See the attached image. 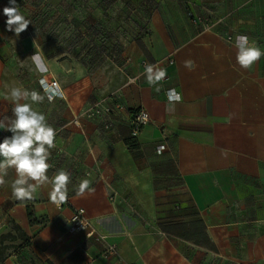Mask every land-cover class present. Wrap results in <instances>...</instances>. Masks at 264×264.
<instances>
[{
    "label": "crops",
    "instance_id": "obj_1",
    "mask_svg": "<svg viewBox=\"0 0 264 264\" xmlns=\"http://www.w3.org/2000/svg\"><path fill=\"white\" fill-rule=\"evenodd\" d=\"M109 2L137 5L144 30L122 31L123 44L104 57L105 70L93 72L81 57L50 45L19 51L17 36L6 30L9 0H0V117L12 115L14 105L5 98L11 87L44 95L33 108L57 133L48 175L71 174L68 204L59 209L50 202V185L32 200H16V174L9 169L0 187V264H264V57L243 69L226 39L245 35L264 51V0ZM189 11L220 22L199 30ZM22 53L25 62H18ZM166 58L173 64L157 92L140 61ZM186 60L194 61L192 70ZM40 79L55 80L61 96L49 102ZM170 89L182 96L171 109ZM104 97L123 106L110 129L103 118L72 125ZM139 109L149 122L131 151L124 142L131 113ZM6 136L11 133L0 130V142ZM85 178L95 192L78 197ZM77 209L105 242L68 231ZM110 244L117 252L105 258Z\"/></svg>",
    "mask_w": 264,
    "mask_h": 264
},
{
    "label": "clouds",
    "instance_id": "obj_2",
    "mask_svg": "<svg viewBox=\"0 0 264 264\" xmlns=\"http://www.w3.org/2000/svg\"><path fill=\"white\" fill-rule=\"evenodd\" d=\"M3 14L7 17L6 30L14 32L17 37L32 24L20 12L16 0H9ZM234 46L236 62L243 69H251L261 57H264V51L245 35L237 36ZM184 66L192 70L194 61L186 60ZM144 75L147 83L159 92V84L166 78L167 71L158 64H147ZM168 95L169 109L174 108L175 104L182 100V96L175 89H170ZM5 98L14 106L11 116L0 117V130L11 133V136H6L0 142V187L6 184L5 177L8 176L9 169H14L16 178L11 183V191L16 200H32L38 188L50 185L48 194L50 202L53 204L67 202L71 174L67 170H58L53 176L48 175L52 167L49 159L51 150L55 148L56 130L48 123L43 113L33 108V104L43 103L45 96L35 90L29 91L13 86L5 94ZM47 99L51 102L52 97L49 96ZM75 192L78 197H83L85 194H94L95 189L91 187V181L85 178L80 180Z\"/></svg>",
    "mask_w": 264,
    "mask_h": 264
},
{
    "label": "rangeland",
    "instance_id": "obj_3",
    "mask_svg": "<svg viewBox=\"0 0 264 264\" xmlns=\"http://www.w3.org/2000/svg\"><path fill=\"white\" fill-rule=\"evenodd\" d=\"M109 1L18 0L20 12L32 22L16 38L18 50L22 47L28 49L30 45H37L40 50L50 45L54 52L64 51L72 57H81L85 63L91 64L89 69L93 72L105 70V58L99 54L101 48L105 49L106 56L110 52L115 53V46L118 47L120 42L123 44L125 39L121 32L129 33L131 28L130 31L136 34L145 22L136 19L137 5L112 4ZM133 10L136 13L131 14ZM128 15L134 17L129 18ZM123 27L124 30L121 29ZM115 33L117 36L113 35ZM17 60L25 62V54Z\"/></svg>",
    "mask_w": 264,
    "mask_h": 264
},
{
    "label": "built area",
    "instance_id": "obj_4",
    "mask_svg": "<svg viewBox=\"0 0 264 264\" xmlns=\"http://www.w3.org/2000/svg\"><path fill=\"white\" fill-rule=\"evenodd\" d=\"M187 16L189 18V21L191 24L196 27L199 30H208L213 28L216 24L220 22L218 19H211L210 17H201L197 16L189 11L187 13ZM227 41L233 42L235 44L236 38L233 37H227ZM147 64H158L160 67L166 69L167 67L171 66L173 64V59L166 58L163 60L155 61V62H148L146 60L140 61V66L142 68V71L144 72L145 66ZM168 77L162 81H167ZM39 84L42 91L47 94V96H51L52 99L56 96H61V93L58 88V84L55 80H52L50 82H44L43 79H40ZM169 93V92H168ZM123 110V106L115 101H112L110 98L104 97L86 109H84L79 115L75 116L72 119V125L79 127V119L80 118H86V119H95V118H103L104 120V129H110L112 127V117L114 112ZM149 122V115L146 111L143 109L135 110L131 113L130 121H129V138L136 140L139 136V133H141V128ZM163 150V146H159L157 148V152L160 153V151ZM68 204V200L65 203L62 204H56L57 207L60 209L64 205ZM67 226L68 231L71 233H81L85 235L86 238L94 239L97 242L103 243L107 239L106 235L99 234L96 232V229L91 222V219H88L85 215V211L82 209H77L73 211V213L70 216V219L67 220ZM105 253L104 257L113 256L117 252L116 245L110 244L105 247Z\"/></svg>",
    "mask_w": 264,
    "mask_h": 264
},
{
    "label": "trees",
    "instance_id": "obj_5",
    "mask_svg": "<svg viewBox=\"0 0 264 264\" xmlns=\"http://www.w3.org/2000/svg\"><path fill=\"white\" fill-rule=\"evenodd\" d=\"M102 50L101 51H99V54H101L100 56H104V57H106V54L104 53L105 52V49H103V48H101ZM113 50H115L114 48H113ZM81 61H82V63H83V65H85V66H87V67H90L91 66V64L89 63H85V61L83 60V59H81ZM125 146H127V148L130 150L131 149V151H133V150H136L137 149V144H136V140H133V139H130V138H128L127 140H125ZM28 216L30 217L31 216V213L29 212L28 213Z\"/></svg>",
    "mask_w": 264,
    "mask_h": 264
}]
</instances>
